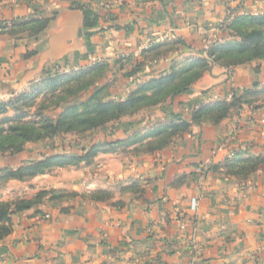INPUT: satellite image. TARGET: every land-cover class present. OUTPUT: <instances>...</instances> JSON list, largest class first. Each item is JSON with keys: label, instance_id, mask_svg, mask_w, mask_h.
I'll return each instance as SVG.
<instances>
[{"label": "crops", "instance_id": "obj_1", "mask_svg": "<svg viewBox=\"0 0 264 264\" xmlns=\"http://www.w3.org/2000/svg\"><path fill=\"white\" fill-rule=\"evenodd\" d=\"M84 5L98 16L91 29L84 27ZM262 13L264 0H1L0 99L30 90L48 70L104 62L103 97L124 100L204 58L212 42L233 40L224 30L233 15ZM30 16L48 18L46 27L35 36L8 33ZM166 43L177 49L156 53ZM255 86H264V60L229 69L211 64L188 89L86 139L100 146L90 163L9 179L14 186L1 199L50 189L75 195L47 194L12 213L0 264H264V94L224 116L193 119L200 107L230 102ZM162 130L173 132L165 139ZM136 133L145 139L129 143ZM106 138L108 146L100 144ZM30 153L46 154L27 144L18 154L0 155V169L28 162ZM257 157L261 163L243 174L240 160ZM95 191L110 197L81 196Z\"/></svg>", "mask_w": 264, "mask_h": 264}, {"label": "trees", "instance_id": "obj_2", "mask_svg": "<svg viewBox=\"0 0 264 264\" xmlns=\"http://www.w3.org/2000/svg\"><path fill=\"white\" fill-rule=\"evenodd\" d=\"M82 8L84 27L91 29L96 24L98 18L97 13L85 5ZM47 23L48 18L30 16L26 19L13 22L8 33L18 34L24 32L30 36H35L46 27ZM224 30L228 31V35L233 40L225 43L212 42L206 50L204 58H195L185 65L173 68L167 76L142 84L124 100H108L103 97L108 84L107 82L100 84V81L104 79L108 72L107 63L99 62L89 67L72 70L70 73L59 72L60 70H48L40 84L42 85L45 82L46 87L44 88H47V84L51 83L52 93L58 91V88H61L66 81L73 82L74 84L80 82L81 77L84 75L93 77L94 79L92 81L89 80L87 87L90 88L91 82L93 84L96 83L97 87H92L88 90V98L83 101V105L87 109L85 111H77L78 106L82 103L79 102V104L65 108L55 119H48L46 116H43L41 120L28 122L21 120V116H15L6 119L8 121L6 127L1 121L0 139L11 138L18 143L12 142L7 145L0 143V154H15L20 152L24 144L28 141L34 142L52 137L53 135L59 136L68 131H91L100 125H104L106 122L117 120L121 116L140 108L144 103L149 105L148 103L164 101L170 95L172 96L188 89L211 64H219L229 69L237 65L249 63L254 59H264V13L256 15H233L225 25ZM157 46L159 49L156 53L158 54L161 53L164 47L169 49H174L175 47L170 43L158 44ZM175 49L177 48L175 47ZM62 77L64 78L62 79ZM66 89L65 87L59 89L55 95H60L61 90L65 91ZM75 94L77 93H71V95ZM260 94H264V86L245 89L239 95L234 94L230 102L221 101L209 108L200 107L194 112L193 119L198 120L208 114L214 117L224 116L231 107H241L242 103L252 105L255 101V99H252L253 96ZM38 95L45 96V90L42 87L37 90V93L22 92L9 101H0V114H3L9 107L15 108L22 100L28 98L33 100ZM185 126L186 124L180 125V129H184ZM163 132L164 134L162 135L165 139H168L170 133L173 131L165 132V130H162ZM145 137V135L141 136L140 133H136L129 137L128 142L136 143L142 141ZM165 139L163 141L166 143L167 140ZM105 144L108 145V142H105ZM99 148V145L93 144L89 146V150L83 155L55 154L45 156L40 160H32L16 168H7L5 169V176L7 178L23 180L27 177L30 178L36 174H41L52 166L67 167L77 165L82 161L89 162ZM240 161L242 165L239 169L243 174L255 170L258 164L261 163L259 157L242 159ZM97 193L108 195L106 191H95L88 194ZM47 194L51 198L75 195V193L62 194L60 191L50 189L38 191L31 198L22 197L13 201L0 200V239L6 237L11 232L12 213L29 209L41 202Z\"/></svg>", "mask_w": 264, "mask_h": 264}, {"label": "rangeland", "instance_id": "obj_3", "mask_svg": "<svg viewBox=\"0 0 264 264\" xmlns=\"http://www.w3.org/2000/svg\"><path fill=\"white\" fill-rule=\"evenodd\" d=\"M1 23H2L1 25H3V26L6 25V24H3V22H1ZM167 52H168V50L164 51L162 53V55H167ZM254 60H259V59H254ZM254 60H252V61H254ZM260 60H264V59H260ZM70 71H72V70H69L66 73H70ZM59 72H61V71H59ZM59 74H62V73H59ZM63 78L64 77H62V79ZM93 79L94 78L91 77L90 75H84L81 77L80 82H78V83L73 84V82L66 81L62 85L61 88L65 87L67 89L65 91L61 90L60 95H55V93L58 92L59 89H61V88H58V91H56L55 93H52L51 83L47 84V88H44V87H46L45 82L42 85L40 83H35L30 88V90H22L19 92H13L12 94H10V96L8 98L3 99V100L0 99V101H9L22 92H28V93L36 92L37 93V90H39V88H41V87L45 90V96H42V95L39 96L38 95V97H35L33 100H30L28 98L26 100H22L21 103H18L17 106H15V108L9 107L8 109H6V111L3 114H0V122L2 121V123H4L3 125L6 127L8 125V121L6 119L13 118L15 116H21V118H20L21 120L28 121V122L41 120L43 118V116H46L48 119H55L65 108H67L71 105L79 104V102H82V103L78 106L77 111H79V112L85 111L87 109V107H85L83 105V101H85L88 98V94H89L88 90L92 87H97L96 83L93 84V82H91L90 88L87 87L89 80L92 81ZM73 92H75L77 94L71 95V93H73ZM148 104L149 105H146L144 103L143 105H141L140 108L133 110L132 112L127 113L126 115L121 116L117 120L106 122L104 125H100L91 131H86V132L68 131V132H66L62 135H59V136L53 135L52 137H47L45 139H40V140H37L34 142L28 141L24 144V147L22 150L25 149V145L32 143L34 145H37L38 153H46V154L49 153L48 156L49 155H55V154L83 155L85 152H87L89 150V145L85 144L86 139L91 137L94 133L99 134V130H101L103 128L107 129V131H108L109 126H111L114 122L120 120L122 117H124V116L132 117L138 111H140L146 107L150 108L151 106H153L157 103H148ZM39 115H41V117H39ZM107 131H106V133H107ZM108 133H109V131H108ZM108 133H107V137H108ZM57 137L62 142H64L63 145L59 144L56 146L54 141L52 142V140L54 138L56 139ZM135 138H137V137H135ZM46 141H48L47 146L43 145L44 142H46ZM106 141L108 142V138H106ZM12 142L18 143L17 141L15 142V140L11 139V138L0 139V143H3L5 145L12 143ZM41 142H43V143H41ZM100 142H103L100 144L106 145L105 140L100 141ZM78 143H79V145H78ZM105 150H108V148H105ZM98 151H100V150H97V153L87 163H90L91 161L94 160V157H96L98 155ZM20 152H17L15 154H18ZM46 154H43L40 156L36 153L33 155H31V153H30L31 159H28V162H30L32 160H40V159L44 158L46 156ZM0 155L2 157H4V156H10V155H14V154L3 153ZM28 162H25V163H28ZM56 167H59V166H52V167H49V169L53 168L55 170ZM7 168L10 169V167H4V168L0 169V195H3L4 192H9L10 186L11 187L14 186L9 182V179H12V178H7L5 176V169H7ZM26 179H30V178L27 177ZM23 180H25V179H23ZM21 188L23 189V187H21ZM38 191H41V190H38ZM30 192H32V191H30ZM106 193L108 194V191H106ZM8 195H9V193H8ZM23 196H25V194H22L21 196L20 195H13L10 199H6V200L0 198V200H2V201H13V200L21 198ZM81 196L86 198V199H96V200H102V201L108 200V198L110 197V196L108 197V195L100 194V193H97V194L84 193Z\"/></svg>", "mask_w": 264, "mask_h": 264}, {"label": "built area", "instance_id": "obj_4", "mask_svg": "<svg viewBox=\"0 0 264 264\" xmlns=\"http://www.w3.org/2000/svg\"><path fill=\"white\" fill-rule=\"evenodd\" d=\"M205 49L207 50L208 49V46ZM191 204H192V208H195L196 207V205H197V198L196 197L192 198ZM184 224L185 223L182 224V227H184Z\"/></svg>", "mask_w": 264, "mask_h": 264}]
</instances>
